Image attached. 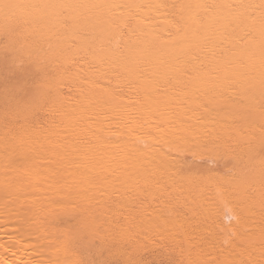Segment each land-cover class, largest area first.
Here are the masks:
<instances>
[{
    "label": "bare ground",
    "instance_id": "1",
    "mask_svg": "<svg viewBox=\"0 0 264 264\" xmlns=\"http://www.w3.org/2000/svg\"><path fill=\"white\" fill-rule=\"evenodd\" d=\"M152 250L264 264V0H0V264Z\"/></svg>",
    "mask_w": 264,
    "mask_h": 264
},
{
    "label": "rangeland",
    "instance_id": "2",
    "mask_svg": "<svg viewBox=\"0 0 264 264\" xmlns=\"http://www.w3.org/2000/svg\"><path fill=\"white\" fill-rule=\"evenodd\" d=\"M63 224H64V221L58 222L56 225V228H60ZM68 229H69L70 233H75L77 231V228L75 226H71ZM96 243L97 242H94L95 245H96ZM152 251H147V252L142 253L139 256H137L135 259L136 262L134 264H177V262H176L177 260L175 257L168 259L167 256L166 257L161 256L163 254H160V256H158L159 254H157V253H161V252H157L156 250H152ZM155 253H156V255H155ZM106 257H104V259H103V264H125V262H123L117 258L111 259L109 257L108 258H106Z\"/></svg>",
    "mask_w": 264,
    "mask_h": 264
}]
</instances>
